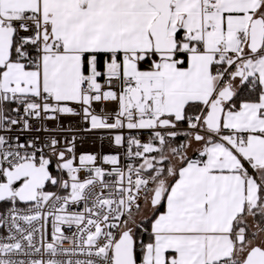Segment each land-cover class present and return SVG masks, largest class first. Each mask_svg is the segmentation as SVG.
Listing matches in <instances>:
<instances>
[{
    "label": "snow or ice",
    "instance_id": "snow-or-ice-1",
    "mask_svg": "<svg viewBox=\"0 0 264 264\" xmlns=\"http://www.w3.org/2000/svg\"><path fill=\"white\" fill-rule=\"evenodd\" d=\"M0 264H264V0H0Z\"/></svg>",
    "mask_w": 264,
    "mask_h": 264
}]
</instances>
